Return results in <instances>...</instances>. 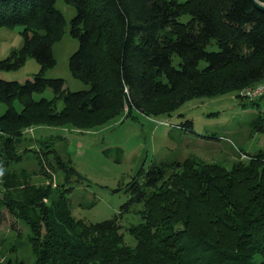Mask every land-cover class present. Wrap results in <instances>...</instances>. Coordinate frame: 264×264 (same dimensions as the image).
<instances>
[{
    "label": "trees",
    "instance_id": "16d2710c",
    "mask_svg": "<svg viewBox=\"0 0 264 264\" xmlns=\"http://www.w3.org/2000/svg\"><path fill=\"white\" fill-rule=\"evenodd\" d=\"M64 1L75 8L69 27L78 41L68 66L84 90L45 76L66 23L55 0H0V27H23L22 47L0 59V70L19 68L27 56L39 65L23 83L0 79V224L5 208L28 225L33 264H264V150L229 167L190 158L152 162L124 185L120 214L95 223L71 215V186L65 201L46 203L51 189L11 167L21 158L23 128L37 119L91 130L135 112L169 116L192 98L263 82L264 9L252 0ZM46 88L51 99L33 98ZM238 98L258 110L248 128L264 132V96ZM178 127L189 130L192 122ZM54 159L67 180L75 176L70 159ZM133 206L141 220L129 228L130 246L119 219Z\"/></svg>",
    "mask_w": 264,
    "mask_h": 264
},
{
    "label": "rangeland",
    "instance_id": "374dc122",
    "mask_svg": "<svg viewBox=\"0 0 264 264\" xmlns=\"http://www.w3.org/2000/svg\"><path fill=\"white\" fill-rule=\"evenodd\" d=\"M55 7L66 23L61 39L52 45L56 63L45 76L62 79L64 88L70 91L87 89L89 86L74 78L68 66L70 55L78 48V41L70 35L69 27L75 8L64 0H55ZM22 29L20 25L0 27V59L22 47ZM38 69L37 61L27 56L19 68L0 70V79L23 83L32 79ZM53 95L54 92L46 88L43 92L34 93L33 98L51 99ZM239 95H242L241 90H224L213 96L192 98L169 116L147 117L135 112L134 117H116L91 130L37 119L23 128L18 148L21 158L11 167L17 170L25 168L31 174L29 180L32 183L51 189L46 203L54 204L57 199L65 201L63 192L71 186L66 194L71 215L93 223L101 222L120 214L121 206L128 198L124 185L152 162L173 163L190 158L229 167L234 161L246 159V154L264 150V132H252L245 124L258 110L241 107ZM57 104L60 107L61 100ZM14 107L21 111L22 105L16 101ZM5 109L6 104L0 103V115ZM261 111H264V98ZM185 120L192 122L191 129L178 127ZM118 147L122 149L119 162L115 160ZM107 148L110 149L109 156L103 152ZM44 149L49 150L45 152ZM55 155L65 164L70 159L82 176L76 173L67 180L55 163ZM3 169L0 165V174ZM3 193L0 175V200ZM137 208L139 206L131 207L119 219L124 242L130 246L135 244V240L129 234V228L141 220ZM3 213L0 264H33L28 225L10 215L5 208Z\"/></svg>",
    "mask_w": 264,
    "mask_h": 264
},
{
    "label": "built area",
    "instance_id": "2783aa9c",
    "mask_svg": "<svg viewBox=\"0 0 264 264\" xmlns=\"http://www.w3.org/2000/svg\"><path fill=\"white\" fill-rule=\"evenodd\" d=\"M241 94L248 98H259L260 96L264 95V81L242 88Z\"/></svg>",
    "mask_w": 264,
    "mask_h": 264
},
{
    "label": "water",
    "instance_id": "95a60500",
    "mask_svg": "<svg viewBox=\"0 0 264 264\" xmlns=\"http://www.w3.org/2000/svg\"><path fill=\"white\" fill-rule=\"evenodd\" d=\"M252 1H253V3H254L255 5L259 6V7L262 8V9H264V5H262V4H258V3L256 2V0H252Z\"/></svg>",
    "mask_w": 264,
    "mask_h": 264
}]
</instances>
